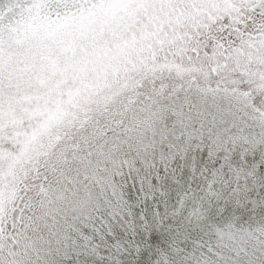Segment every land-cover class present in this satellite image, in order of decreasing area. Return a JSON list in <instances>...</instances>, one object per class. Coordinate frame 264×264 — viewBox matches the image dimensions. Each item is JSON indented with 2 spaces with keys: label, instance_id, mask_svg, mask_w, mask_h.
<instances>
[{
  "label": "snow or ice",
  "instance_id": "1",
  "mask_svg": "<svg viewBox=\"0 0 264 264\" xmlns=\"http://www.w3.org/2000/svg\"><path fill=\"white\" fill-rule=\"evenodd\" d=\"M0 264H264V0H0Z\"/></svg>",
  "mask_w": 264,
  "mask_h": 264
}]
</instances>
